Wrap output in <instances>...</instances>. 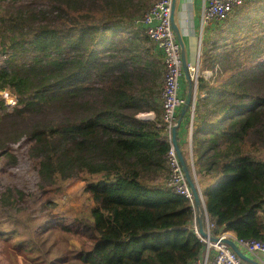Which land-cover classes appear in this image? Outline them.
<instances>
[{"label":"trees","instance_id":"1","mask_svg":"<svg viewBox=\"0 0 264 264\" xmlns=\"http://www.w3.org/2000/svg\"><path fill=\"white\" fill-rule=\"evenodd\" d=\"M0 1H9L0 7V90L17 98L13 108L0 100V123L8 127L0 151L26 137L42 193L79 180L92 204L75 220L79 231L58 216L41 221L37 233L75 237L82 246L44 241L46 264H194L204 244L190 229V204L164 184L169 145L160 120L154 127L135 118V99L156 77L140 56L149 41L133 26L143 16L138 1ZM236 46L221 60L217 52L214 77L197 83L195 171L213 236L264 242V159L254 155L264 150V57L258 50L241 62ZM13 245L25 244L20 236ZM53 251V261L45 259Z\"/></svg>","mask_w":264,"mask_h":264},{"label":"rangeland","instance_id":"2","mask_svg":"<svg viewBox=\"0 0 264 264\" xmlns=\"http://www.w3.org/2000/svg\"><path fill=\"white\" fill-rule=\"evenodd\" d=\"M137 1L136 15L140 17L157 0ZM8 2L0 1V7H7ZM26 4H30V0H21L16 3V6ZM92 13L94 15L102 14L96 10L92 11ZM213 27V40L210 45L215 53V59L213 58L211 62L214 66L211 65L206 67V69L201 68L204 73L208 71L212 78L215 70L219 69L216 53H220L219 60H221L222 57L227 55L225 54V49L235 44H237L236 51L244 50L243 53L238 55L241 62L252 59L258 50L262 51L260 56L264 57V0H247L244 6L230 15L226 21L215 23ZM138 30L141 31L140 29ZM124 35L127 38L131 37V30L124 33ZM260 37H263V39L259 41L258 38ZM245 45L246 48H244ZM257 45L262 48L257 49ZM145 47L149 49L151 44L147 43ZM209 53H212L211 50ZM235 54L228 56V63L226 62V64L233 62ZM3 61L4 58L0 55V67L4 65ZM205 61L206 55L203 62ZM152 62L154 70L158 72L157 63L154 60ZM202 66H204V63ZM156 76V79H158L156 82H159L161 77L160 75ZM228 76L229 74L226 77ZM161 89L162 81L160 92ZM9 92L14 95L11 91ZM3 124L0 123V134L8 129ZM30 146L28 139L23 137L16 144L7 145L4 153H1L3 150L0 151V234L9 230L17 233V236L11 240H4L2 239L3 236H0V264L48 263L44 260V252L47 251V248L43 245L44 241L51 242L58 239V241H55L59 244L67 242L76 248L82 249L80 241H77L78 239L75 237L63 236L61 238L60 236L37 233L41 221L51 217V215L63 218L67 223H72L74 225L73 228L78 230L81 225L75 220L85 218L92 204L88 201V195L84 191L85 183L79 180L67 181L42 193L38 187L37 161L29 155ZM254 155L264 159V150H255ZM84 229L87 236L88 231L85 227ZM20 236L25 244L22 249L13 245V243L16 244V241L20 240ZM34 248L37 249L35 253L28 251ZM56 255L57 253L53 251L50 257L45 259L49 261L52 259L53 261ZM41 259L44 260V263L40 262ZM71 264L76 263L71 261Z\"/></svg>","mask_w":264,"mask_h":264},{"label":"built area","instance_id":"3","mask_svg":"<svg viewBox=\"0 0 264 264\" xmlns=\"http://www.w3.org/2000/svg\"><path fill=\"white\" fill-rule=\"evenodd\" d=\"M247 0H202L200 13V33L212 27L215 23L226 21L230 15L244 6ZM174 0H157L143 14L133 21V25L143 30L149 43L157 48L162 54L163 79L161 98V117L159 127L164 131V139L169 145L167 154L168 176L165 186L178 196L183 197L194 211V217L190 226L191 231L204 244L202 255L194 264H244V262L225 243L232 241L237 248H242L255 256L259 264H263L264 242L254 239H237L234 234L226 231H217L210 221L204 206V199L198 190L201 201V209L195 206L193 193L187 183L179 158L172 144V130L176 125L179 110L185 103V98L180 95V80L183 77V63L181 47L176 40L172 29V6ZM190 81L194 90H197L199 78L210 79L211 74L201 71L200 60L196 65L187 64ZM0 98L5 107H14L17 99L9 91L0 90ZM195 101L190 106L191 118L194 116ZM201 216L202 227L205 237L199 234L198 218ZM214 239V240H211Z\"/></svg>","mask_w":264,"mask_h":264},{"label":"crops","instance_id":"4","mask_svg":"<svg viewBox=\"0 0 264 264\" xmlns=\"http://www.w3.org/2000/svg\"><path fill=\"white\" fill-rule=\"evenodd\" d=\"M201 7L202 0H174L173 22L179 34L180 43H178L182 45L186 63L196 65L197 61L200 60L201 68L203 67V69H206L207 66L203 62V59L210 50V43L213 40L212 34L214 32V27L212 26L200 33ZM140 56L144 59V63H148V71H152L156 75H160L161 78L159 82H156V80H158L156 79L157 76L154 79V77L150 75L152 79L151 85L146 84L147 91L144 94L138 95L137 99H135L141 108L136 112L135 118L156 127L161 117L160 88L161 81L163 79L162 54L151 44V48L148 49L147 47H144V49L140 50ZM152 60L157 63L156 66L159 68L158 72L154 70ZM203 63L204 66H202ZM146 76H149V74L146 73ZM180 87V95L186 100L189 92V86L184 76L180 80ZM192 98L195 101L196 108V101L198 100L197 90L195 93H192ZM190 106L181 120L179 128L177 129L176 139L181 156L185 159V161H187V165L190 167L193 182L195 183L197 189L201 192V186L199 185L195 171V158L193 155V134L196 126V116L194 111V116L191 118ZM180 111L181 109L179 110V113ZM214 186H217V183H215ZM238 249L251 261V263L244 262V264H259V261L255 256L251 255L242 248ZM261 258L263 259L264 264V257Z\"/></svg>","mask_w":264,"mask_h":264},{"label":"water","instance_id":"5","mask_svg":"<svg viewBox=\"0 0 264 264\" xmlns=\"http://www.w3.org/2000/svg\"><path fill=\"white\" fill-rule=\"evenodd\" d=\"M174 9V2H173V6H172V10ZM172 29L175 33V36L177 37V42L180 43V38H179V34L177 32V29L174 25V22H173V14H172ZM178 43V44H179ZM180 47H181V58H182V63H183V76L185 77V80L189 86V92H188V96L185 100V103L183 105V107L181 108V111L178 115V118H177V122H176V125L175 127L173 128L172 130V144H173V147L177 153V156L179 158V161H180V164H181V167L183 169V172L185 174V178L187 180V183L193 193V196H194V202H195V206L198 210L201 209V201L199 199V193H198V189L195 185V183L191 180V177H190V174H189V171L186 167V164L181 156V153L179 151V148H178V145H177V139H176V134H177V129L179 128L180 126V123H181V120L183 119L187 109L189 108V106L191 105V103L193 102V98H192V93L194 92L193 90V87H192V84H191V81H190V76H189V72H188V69H187V63H186V60H185V55L183 53V50H182V45L179 44ZM201 216H199L198 218V226H199V234L203 237H205V233L203 231V227H202V219H201ZM211 240H214V239H211ZM225 243L234 251V253L243 261V262H249L251 263V261L244 255L242 254L239 249L237 248V246L232 242V241H225Z\"/></svg>","mask_w":264,"mask_h":264}]
</instances>
